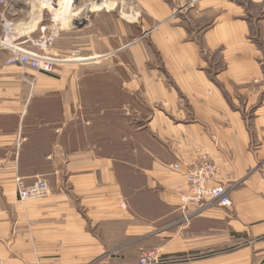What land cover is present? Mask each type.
Segmentation results:
<instances>
[{"label":"crops","instance_id":"crops-1","mask_svg":"<svg viewBox=\"0 0 264 264\" xmlns=\"http://www.w3.org/2000/svg\"><path fill=\"white\" fill-rule=\"evenodd\" d=\"M88 1L57 29L48 5L0 3V261L264 264V0ZM11 47L83 58L48 74ZM205 161L229 206L187 188ZM37 179L51 192L19 201Z\"/></svg>","mask_w":264,"mask_h":264},{"label":"built area","instance_id":"built-area-1","mask_svg":"<svg viewBox=\"0 0 264 264\" xmlns=\"http://www.w3.org/2000/svg\"><path fill=\"white\" fill-rule=\"evenodd\" d=\"M0 3H4V0H0ZM13 56L9 58V63L20 62L41 72H50L55 65V61L51 60L48 56H41L34 52L24 50L18 47H11ZM217 173L216 166L205 161L198 168L189 170L185 175V181L187 188L190 190L192 196L197 200H203L206 202L201 208H204L209 202H217L222 206H229L230 199L228 197V189L222 185H216L209 187L207 185L208 180L212 179ZM51 192V187L44 179H37L30 185L18 184L16 190V196L19 201L36 200L47 196ZM162 263V258L154 252H145L139 259V264H159ZM0 264H3L0 261Z\"/></svg>","mask_w":264,"mask_h":264},{"label":"rangeland","instance_id":"rangeland-1","mask_svg":"<svg viewBox=\"0 0 264 264\" xmlns=\"http://www.w3.org/2000/svg\"><path fill=\"white\" fill-rule=\"evenodd\" d=\"M60 2L58 3L59 5L56 7V8H54V6H53V2L57 5V0H35V2L36 3H39L41 6H43V5H48V6H50V8H49V14L47 15V16H45L44 17V20H45V22H47V21H49V20H51V21H53L54 22V28H56L57 29V27H55L56 26V24H58V21H57V19H59L60 20V15L58 14H56V13H58V11H60V10H64V9H66V6L69 4L68 2L70 1V5H71V3L73 2V0H62V1H64L65 2V4H64V6L62 7V8H59L60 6H61V0H59ZM131 1L132 0H115V6L117 5V3L119 4V10L118 11H112L114 14H115V16L117 15V14H119L121 11V9L122 8H126V7H129L130 5H132L131 4ZM67 4V5H66ZM87 4H88V6H89V8H93V6H98V5H100V4H97V0H90V1H88L87 2ZM87 4H86V6H87ZM80 5H82V4H80ZM105 5H108V6H112V3H107V4H105ZM115 6H113V8H115ZM72 8V7H71ZM58 9V10H57ZM60 9V10H59ZM83 9V8H82ZM100 9H103V8H100ZM55 10V11H54ZM90 10V9H89ZM97 10V9H96ZM114 10V9H113ZM91 11H94V10H91ZM77 12V14L76 15H78L79 13H81L82 12V10L81 11H76ZM118 12V13H117ZM120 15L122 16V14L120 13ZM130 15V14H129ZM79 17V16H78ZM123 18H124V15L122 16ZM131 17V16H130ZM42 17H40V19H41ZM86 20H87V22L85 23V24H83V25H81L79 28H77V27H75L74 26V30H75V32H76V34H78V35H81V32L83 31V29H92V27L94 26V24H96V16H94L93 17V15L91 16H87L86 17ZM91 20H92V22H91ZM66 24V23H65ZM62 26V25H61ZM112 24L109 22V20L107 21V29H110V30H112ZM61 28V27H60ZM65 28V27H64ZM71 29H72V27H71ZM93 30V29H92ZM77 39V38H76ZM77 41V40H76ZM67 39H66V36L65 35H63V36H61L58 40H57V42H56V46H57V48H59V49H63V48H66V46H67ZM77 44V43H76ZM81 44V43H80ZM34 53H36V54H38V55H41V56H48V57H50V58H53V59H56L57 61L55 62V65H54V67H53V69H51V71L50 72H43V73H52V72H54L55 71V69H65L66 68V65L67 64H71V63H69V62H59L60 60H69V61H72V60H74L75 58H78V57H75L76 55L77 56H80L81 58H83L81 55H78V53H76V52H73V54H62V55H60V54H55V53H44V52H42V53H39V52H34ZM76 63H83L82 61H80V62H76ZM80 65V64H79ZM37 71V70H36ZM41 72V71H40ZM154 254H156V255H159V256H161V258H162V263H159V264H163V263H167V262H178V261H181V260H184L185 259V257L184 256H180V255H175V256H163V255H161V254H158L157 252H155L154 251Z\"/></svg>","mask_w":264,"mask_h":264},{"label":"bare ground","instance_id":"bare-ground-1","mask_svg":"<svg viewBox=\"0 0 264 264\" xmlns=\"http://www.w3.org/2000/svg\"><path fill=\"white\" fill-rule=\"evenodd\" d=\"M112 8V6H108V5H98V6H93V8H96V9H100V8ZM44 8H48V6L47 5H44ZM32 28V27H31ZM31 28L30 29H28V31H30L31 30ZM51 60H53V61H57L56 59H51Z\"/></svg>","mask_w":264,"mask_h":264},{"label":"water","instance_id":"water-1","mask_svg":"<svg viewBox=\"0 0 264 264\" xmlns=\"http://www.w3.org/2000/svg\"><path fill=\"white\" fill-rule=\"evenodd\" d=\"M56 6V5H55ZM81 25H83L82 23H76L74 24L75 27L79 28Z\"/></svg>","mask_w":264,"mask_h":264}]
</instances>
